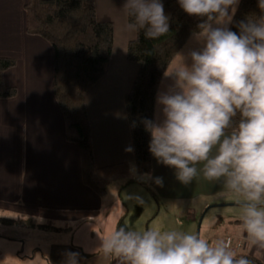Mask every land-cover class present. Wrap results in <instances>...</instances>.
I'll list each match as a JSON object with an SVG mask.
<instances>
[{
	"label": "crops",
	"instance_id": "obj_1",
	"mask_svg": "<svg viewBox=\"0 0 264 264\" xmlns=\"http://www.w3.org/2000/svg\"><path fill=\"white\" fill-rule=\"evenodd\" d=\"M27 1L0 0V56L16 60L3 80L17 88L15 97L0 100V218L14 219L16 222L5 224L25 229L17 235V242L11 241L14 234L0 235L17 243L16 252L0 248V264L3 258L5 264H64L67 253H77L78 264H120L118 259L96 250L99 238L117 227L128 208L130 193L150 191L136 181L133 166V181H114L102 196L83 184L78 149L64 137L65 121L53 94V51L42 37L26 32ZM94 3L96 17L110 21L114 29L107 72L85 96L94 160L99 167L131 163L133 152L125 151L132 145L124 96L138 72L137 63L126 58L127 43L135 31L127 28L125 0ZM177 58L178 54L167 70ZM165 81L164 74L158 90ZM156 177L163 179V186L154 182ZM147 184L157 194L170 196L175 192L184 198L193 194V188L200 191L209 185L203 175L182 184L176 179L175 169L158 164L153 156ZM111 186L115 189L109 192ZM26 219L34 224L22 221ZM28 235L31 240H27ZM228 235L243 238L247 252L242 254L264 264V249L249 246L246 234L227 233L223 239Z\"/></svg>",
	"mask_w": 264,
	"mask_h": 264
},
{
	"label": "clouds",
	"instance_id": "obj_2",
	"mask_svg": "<svg viewBox=\"0 0 264 264\" xmlns=\"http://www.w3.org/2000/svg\"><path fill=\"white\" fill-rule=\"evenodd\" d=\"M178 2L203 22L191 38L196 47L180 53L166 71L169 82L157 92L155 118L142 121L151 135L149 151L158 164L175 169L184 185L200 173L222 182L240 202V232L249 246L264 249V15L239 22L237 34L228 24L239 0ZM259 8L264 12V0ZM123 9L128 30L143 31L149 40L169 32L161 0H125ZM154 182L163 186L161 177ZM128 198L145 202L136 195ZM96 250L120 264H252L228 240L163 224L113 228L99 238ZM64 264H78V254L67 253Z\"/></svg>",
	"mask_w": 264,
	"mask_h": 264
},
{
	"label": "trees",
	"instance_id": "obj_3",
	"mask_svg": "<svg viewBox=\"0 0 264 264\" xmlns=\"http://www.w3.org/2000/svg\"><path fill=\"white\" fill-rule=\"evenodd\" d=\"M161 2L165 15L169 17V32L156 40L146 39L143 31L135 32L126 47L127 60L138 65V72L124 96L133 161L100 167L94 160L85 96L107 72L113 52V24L96 17L94 0H28L24 4L26 32L42 37L53 51L52 89L65 121L64 137L77 146L83 184L100 196L116 180L133 181L132 166L136 181L147 184L148 176L144 174L152 171L151 135L145 131L142 121L155 118V98L162 78L197 30V25L203 22V18L187 14L178 0ZM262 15L264 12L259 8V0H239L228 27L239 34V22ZM15 65L14 58L0 56V100L17 95V88L6 85L3 80L4 73ZM239 119L238 113L233 124ZM123 216L124 213L116 228L122 226ZM0 221L16 222L4 217ZM22 221L34 224L30 219ZM246 256L252 264H262L257 258Z\"/></svg>",
	"mask_w": 264,
	"mask_h": 264
},
{
	"label": "rangeland",
	"instance_id": "obj_4",
	"mask_svg": "<svg viewBox=\"0 0 264 264\" xmlns=\"http://www.w3.org/2000/svg\"><path fill=\"white\" fill-rule=\"evenodd\" d=\"M191 38L192 36L178 53L175 63L179 60L180 53L196 47ZM168 82L165 81V83ZM198 175H202V173ZM206 181L209 185L200 191L196 189L197 187L193 188V194L186 198L177 196L179 194L175 192L170 196L157 194L154 189L151 190L150 185L146 184L150 193L145 191L132 192V195L142 197L145 202L138 204L136 201L129 199L128 208L124 212L122 226L127 224V227L130 225L133 229L147 230L157 224H163L165 228L194 232L206 236L209 240L224 238L227 233L240 231V222H238L240 202L230 195L223 186H218L217 181ZM113 187L115 186H111L112 190H109V192L115 189ZM121 188L119 186V189ZM155 209L157 210L156 212L154 211ZM24 231L23 227L21 229L12 228L11 225L0 222V235L9 236L14 234L11 241L17 242L19 240L17 235ZM31 239L32 237L28 235L27 240ZM11 241H7L0 236V244H3L0 246L1 250L4 249V252L6 250L7 252L15 250L16 252L17 243L13 244ZM246 252L242 249L239 253ZM4 259H2L3 264H5Z\"/></svg>",
	"mask_w": 264,
	"mask_h": 264
},
{
	"label": "built area",
	"instance_id": "obj_5",
	"mask_svg": "<svg viewBox=\"0 0 264 264\" xmlns=\"http://www.w3.org/2000/svg\"><path fill=\"white\" fill-rule=\"evenodd\" d=\"M225 240H228L231 242L232 247L236 250L239 251L245 247V243L243 238L237 237L234 235H228L225 237Z\"/></svg>",
	"mask_w": 264,
	"mask_h": 264
}]
</instances>
